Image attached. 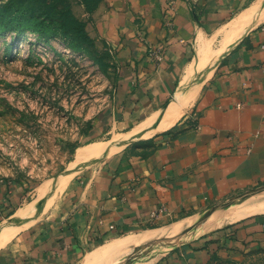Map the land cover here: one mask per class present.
<instances>
[{"label": "crops", "instance_id": "1", "mask_svg": "<svg viewBox=\"0 0 264 264\" xmlns=\"http://www.w3.org/2000/svg\"><path fill=\"white\" fill-rule=\"evenodd\" d=\"M255 1L104 0L91 14L77 6L76 18L108 45L116 67L112 97L88 135L124 133L164 107L198 38ZM263 185L264 21L222 57L186 115L75 175L56 210L0 250V264H75L106 242L188 218ZM32 190L25 183L2 186L0 222ZM162 208L164 214L152 215ZM214 261L264 264V212L182 243L152 264Z\"/></svg>", "mask_w": 264, "mask_h": 264}, {"label": "rangeland", "instance_id": "2", "mask_svg": "<svg viewBox=\"0 0 264 264\" xmlns=\"http://www.w3.org/2000/svg\"><path fill=\"white\" fill-rule=\"evenodd\" d=\"M102 1L0 0V189L17 183L31 186L34 190L23 205L34 200L36 187L53 181L68 166L79 146L110 137L88 133L112 97L114 58L103 40L86 30L88 39L83 40L74 25L63 27L76 17L77 6L93 9ZM259 193H264V185L230 199ZM181 220L149 230L172 227ZM173 242L158 239L144 244L145 261L155 262ZM89 252L75 264H86ZM106 258L91 263L112 259Z\"/></svg>", "mask_w": 264, "mask_h": 264}, {"label": "bare ground", "instance_id": "3", "mask_svg": "<svg viewBox=\"0 0 264 264\" xmlns=\"http://www.w3.org/2000/svg\"><path fill=\"white\" fill-rule=\"evenodd\" d=\"M262 21L264 0H257L209 36L198 38L194 56L184 69L170 101L124 133H115L108 140L79 146L68 166L53 181L36 187L34 200L19 207L0 223V250L15 236L43 220L47 213L54 212L70 181L88 165L132 142L166 131L175 125L192 108L201 87L211 77L222 57ZM263 195L264 193L250 197L245 195L242 200L226 201L206 212L184 218L172 227L142 231L111 240L89 252L84 262L90 264L98 258L100 260L101 257L111 256L112 259L107 264H151L154 258L145 261L142 248L144 244L158 239H173L174 242L165 249L168 251L208 231L246 216L263 213Z\"/></svg>", "mask_w": 264, "mask_h": 264}, {"label": "trees", "instance_id": "4", "mask_svg": "<svg viewBox=\"0 0 264 264\" xmlns=\"http://www.w3.org/2000/svg\"><path fill=\"white\" fill-rule=\"evenodd\" d=\"M97 6H98V4L93 9H89L87 6H85V12L87 14H91ZM64 17H65V15H64ZM68 25H74L75 26V29H76L75 31L80 38H82L83 40L88 39L86 31H85V22L83 20H79L76 17H72L71 20H69L67 23H66V21L63 23V27H65V26L68 27ZM68 28H70V27H68ZM13 212H14V210H12L5 217L11 215Z\"/></svg>", "mask_w": 264, "mask_h": 264}, {"label": "built area", "instance_id": "5", "mask_svg": "<svg viewBox=\"0 0 264 264\" xmlns=\"http://www.w3.org/2000/svg\"><path fill=\"white\" fill-rule=\"evenodd\" d=\"M153 53H154L153 56H154L155 60L159 62L161 60L160 52L154 51ZM240 107H241V105L237 104V108H240ZM164 211L165 210L162 208L159 210V212H153L152 215L156 216L157 214H164ZM206 264H230V263L214 261V262H208Z\"/></svg>", "mask_w": 264, "mask_h": 264}]
</instances>
